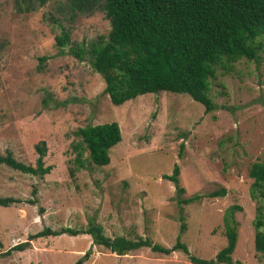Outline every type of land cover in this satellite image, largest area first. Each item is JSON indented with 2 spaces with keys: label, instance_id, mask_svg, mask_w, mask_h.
<instances>
[{
  "label": "rangeland",
  "instance_id": "1",
  "mask_svg": "<svg viewBox=\"0 0 264 264\" xmlns=\"http://www.w3.org/2000/svg\"><path fill=\"white\" fill-rule=\"evenodd\" d=\"M109 29L100 9L71 12L64 0H47L19 12L14 0H0V155L9 151L34 164L35 147L43 145V165L50 166L39 177L0 163V196L14 199L0 205V264H192L182 251L165 255L143 247L117 255L84 233L38 237L24 250L2 252L43 227L83 230L93 219L109 237L140 236L164 246L184 223L179 239L207 259L225 245L222 216L231 205L239 206L232 208V260L264 264L253 248L256 202L248 175L251 163L264 161V49L257 61L240 58L216 68L208 91L216 107L209 112L188 94L169 91L113 105L88 57L68 51ZM61 30L70 43L59 48L54 37ZM257 41L264 48V34ZM108 121L121 134L109 162L95 165L82 150L79 166L75 131ZM174 164L180 194L162 177ZM33 186L36 203L28 202ZM221 187L223 196H206ZM195 194L196 200L178 202Z\"/></svg>",
  "mask_w": 264,
  "mask_h": 264
},
{
  "label": "trees",
  "instance_id": "2",
  "mask_svg": "<svg viewBox=\"0 0 264 264\" xmlns=\"http://www.w3.org/2000/svg\"><path fill=\"white\" fill-rule=\"evenodd\" d=\"M14 1L19 12H30L47 0ZM64 3L71 12L89 13L100 9L109 21L107 35H98L85 45L68 46L69 34L65 30L54 37V42L59 48L68 46L71 55L79 60L88 57L90 66L103 80V93L113 105L144 93L169 91L188 94L203 105L205 112H209L216 107L208 93L209 79L215 76L216 68L221 66L228 69L231 63L240 58L257 61L258 51L264 49L262 43L257 41L264 34V0H64ZM45 58L43 56L39 60ZM75 134L82 143L75 156L79 166L83 165L79 159L82 150L87 151V157L93 164H107L109 149L121 140L116 121L87 124L78 127ZM35 149L37 157L34 164L15 160L9 151L0 155V163L41 177L50 171V166L43 165L44 146L36 145ZM178 171V165L174 164L171 173L162 176L176 186L175 194L183 191L182 187H177ZM69 173L71 175L72 171ZM248 175L252 179L249 195L256 202L252 220L253 248L264 256V161L251 163ZM224 194L225 189L221 187L208 192L206 196ZM31 195L32 199H28V202L36 203L35 186L31 189ZM199 196L191 195L178 202L189 203ZM13 200L0 196V205L6 206ZM232 208L239 206L231 205L222 216L225 245L207 259L191 254L179 239L184 223H180L174 243L164 246L140 236L109 237L93 219L83 230L43 227L2 254L24 250L29 240L38 237L84 233L91 237L93 244L117 255L148 247L153 252L165 255L182 251L192 264H243L231 258L237 236Z\"/></svg>",
  "mask_w": 264,
  "mask_h": 264
},
{
  "label": "water",
  "instance_id": "3",
  "mask_svg": "<svg viewBox=\"0 0 264 264\" xmlns=\"http://www.w3.org/2000/svg\"><path fill=\"white\" fill-rule=\"evenodd\" d=\"M76 264H78V263H76Z\"/></svg>",
  "mask_w": 264,
  "mask_h": 264
}]
</instances>
